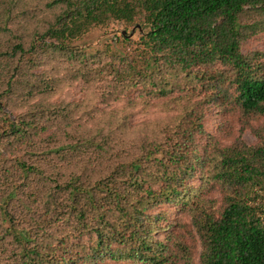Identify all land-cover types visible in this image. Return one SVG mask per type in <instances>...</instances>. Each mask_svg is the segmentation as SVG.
I'll use <instances>...</instances> for the list:
<instances>
[{
	"label": "trees",
	"instance_id": "1",
	"mask_svg": "<svg viewBox=\"0 0 264 264\" xmlns=\"http://www.w3.org/2000/svg\"><path fill=\"white\" fill-rule=\"evenodd\" d=\"M262 33L264 0H0V264H264Z\"/></svg>",
	"mask_w": 264,
	"mask_h": 264
},
{
	"label": "rangeland",
	"instance_id": "2",
	"mask_svg": "<svg viewBox=\"0 0 264 264\" xmlns=\"http://www.w3.org/2000/svg\"><path fill=\"white\" fill-rule=\"evenodd\" d=\"M128 32V34L133 32V40H138V34L137 30L135 28H124L123 25L121 24H112L111 26L104 28V29H97V30H92L89 35L86 38V43L92 47H97V48H102V44L104 42H109V40H113L116 37H118L121 33V31ZM242 50L244 53L248 51H254V50H264V34H258L256 36H253L249 38L242 46ZM216 109H212L210 111V114L206 118L205 122V129L208 134H215L216 131ZM234 132L236 133L235 137L241 136L242 140L248 144V145H253L256 141L255 137L251 134L250 130H245L241 133H239V127L236 126L234 128ZM198 182H195L194 186H197ZM211 199H214L216 202V205L218 206L220 204V196L218 193H214L211 195ZM165 210V208H164ZM172 210H176V208H172ZM186 221V219H184ZM166 230V228L164 229ZM180 234L178 229L176 230V234ZM181 235V234H180ZM184 237V242L189 245L193 252H194V257L193 260L197 262L198 256L200 254V246L198 240L194 236H189L188 234L182 235ZM165 235L163 233H156L155 238H157L160 241L164 240ZM98 264H130V263H122V262H114V261H103Z\"/></svg>",
	"mask_w": 264,
	"mask_h": 264
},
{
	"label": "water",
	"instance_id": "3",
	"mask_svg": "<svg viewBox=\"0 0 264 264\" xmlns=\"http://www.w3.org/2000/svg\"><path fill=\"white\" fill-rule=\"evenodd\" d=\"M122 35H126V32L122 31ZM132 35H133V32L129 34V36H132Z\"/></svg>",
	"mask_w": 264,
	"mask_h": 264
}]
</instances>
